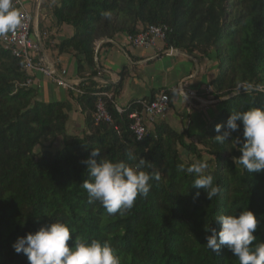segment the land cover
Masks as SVG:
<instances>
[{
  "label": "trees",
  "instance_id": "obj_1",
  "mask_svg": "<svg viewBox=\"0 0 264 264\" xmlns=\"http://www.w3.org/2000/svg\"><path fill=\"white\" fill-rule=\"evenodd\" d=\"M53 17L57 26L73 29L58 43V52L72 53L77 75L89 77L78 85L82 93L69 90L85 115L84 129L82 135L67 133L66 102L36 99V88L25 85L23 61L0 43V264H29L24 253L15 252L14 242L55 220L75 229L73 239L109 242L121 264H239L226 247L219 253L207 248L211 231L205 227L218 234L216 216L238 215L248 208L260 221L254 243L264 241V170L250 174L234 161L242 154L234 143L236 137L243 142L242 122L223 143L214 139L228 131L226 122L233 111L264 107V0H59ZM148 25L167 26L166 47L214 61L208 96L220 99V108L198 142L164 118L137 141L128 116L139 109V99L117 112L112 102L122 79L103 87L90 80L97 74V39L118 32L135 36ZM240 84L248 91L234 94ZM103 91L110 93V98L102 97L112 122H96L93 117ZM159 91L153 89L149 97ZM217 124L222 126L219 133ZM58 137L59 148L35 150ZM93 148L100 149L104 159L130 164V155L141 156L150 164L143 170L159 172L161 180H153L147 197L138 196L131 210L110 215L98 201L89 204L80 187L89 178L84 161ZM199 161L207 162L206 174L219 185L212 200L204 189L190 188L194 176L178 168Z\"/></svg>",
  "mask_w": 264,
  "mask_h": 264
},
{
  "label": "clouds",
  "instance_id": "obj_2",
  "mask_svg": "<svg viewBox=\"0 0 264 264\" xmlns=\"http://www.w3.org/2000/svg\"><path fill=\"white\" fill-rule=\"evenodd\" d=\"M23 13L15 6L14 0H0V36L14 32L23 22ZM248 91V86L240 84L236 93ZM241 121L243 124V142L240 137L234 143L242 153L234 158L235 164L243 166L250 174L264 170V107H251L245 111H233L228 117L223 135L214 139L218 143L227 140L231 132L238 130ZM221 125H216L219 133ZM140 138V137H138ZM99 157V162L97 161ZM132 163L124 160L104 159L101 150L93 148L89 157L84 161L87 165V175L80 187L87 192L88 203L99 202L108 214H123L133 208L138 196L147 197L153 184L159 182V172L145 171L150 167L143 157L137 159L130 155ZM180 171H186L194 176L190 188L204 189L209 200L220 192L218 184H214V177L206 174V161L193 163ZM199 195V192L196 193ZM221 228L217 234L215 228L205 227L211 231L206 237V246L213 253H219L221 247L229 249L239 264H264V241L254 243L257 236L254 234L260 221L250 209L242 210L237 214H221L215 217ZM75 229L63 220H55L48 226L18 237L13 248L16 253H24L29 264H121V259L115 249L107 241L101 242L92 239L74 236ZM73 239L70 247L68 241Z\"/></svg>",
  "mask_w": 264,
  "mask_h": 264
},
{
  "label": "crops",
  "instance_id": "obj_3",
  "mask_svg": "<svg viewBox=\"0 0 264 264\" xmlns=\"http://www.w3.org/2000/svg\"><path fill=\"white\" fill-rule=\"evenodd\" d=\"M19 1L33 15L32 38L40 41L47 61L54 62L59 68H66L70 80L88 79V76L77 75L76 58L72 53L58 52L60 40L73 32L71 26L55 24L53 9L59 5V0ZM16 7L19 9L18 5ZM164 45L158 43L156 48L134 47L129 42V35L124 32L101 37L94 43L97 74L90 80L95 87H103L114 85L122 79L121 90L113 100L120 107H125L132 100L149 97L153 89L183 84L187 93H173L171 105L162 118L178 130L186 131L190 140H199L220 108V99L213 100L208 96L212 66L206 63V70L201 67V62L210 58L200 54L198 58L196 52L187 53L174 47L172 51H166L169 47ZM32 86L36 88L38 100L66 102L69 115L66 128L70 125V133L78 134L77 111L83 122L85 115L69 90L36 70L32 74ZM188 91L194 94L188 95Z\"/></svg>",
  "mask_w": 264,
  "mask_h": 264
},
{
  "label": "built area",
  "instance_id": "obj_4",
  "mask_svg": "<svg viewBox=\"0 0 264 264\" xmlns=\"http://www.w3.org/2000/svg\"><path fill=\"white\" fill-rule=\"evenodd\" d=\"M14 3L18 5L19 10L23 13L24 20L14 32L6 36H0V43L13 56L23 61V69L28 75L25 85H32V74L36 70L64 89L71 90L74 94L82 93L78 85L83 79L70 80L66 68H59L54 62L49 63L47 61L40 41L32 38L33 15L21 5L19 0H14ZM167 30L165 25H148L135 36H129V42L134 47L156 48L158 43L165 44ZM168 49L166 51H172L173 47ZM167 89L168 91L161 89L153 97L139 99V109L132 110L129 113V129L137 141H141L147 134L149 127L167 112L170 100L168 92L172 94L187 93L183 84ZM98 94L99 97L95 102L93 117L96 122H112V116L107 109L105 99L102 97L110 98V93L103 91ZM193 94V92L188 91V95ZM112 104L117 112H122L123 107L117 106L114 102Z\"/></svg>",
  "mask_w": 264,
  "mask_h": 264
},
{
  "label": "rangeland",
  "instance_id": "obj_5",
  "mask_svg": "<svg viewBox=\"0 0 264 264\" xmlns=\"http://www.w3.org/2000/svg\"><path fill=\"white\" fill-rule=\"evenodd\" d=\"M39 29H40V28H39ZM41 29H42V28H41ZM41 29H40V30H41ZM198 54H199V53H197L196 55H197V57L199 58ZM201 60H202V59H201ZM206 63H207V66H208V64H211V66L213 67L214 61H212L211 58H210L209 60L207 59V61H206V60H203V61L201 62V67H202L203 70H206ZM208 89H209L208 93L211 92V91L213 90L212 87H209ZM67 111H68V109H67ZM77 117H78V126H76L77 133H78L79 135H82V131H83V129H84V122H83V120H82L81 115L79 114V111H77ZM66 131H67V133H70V125H68ZM195 142H198V140H196ZM43 146L51 147L53 150H55L56 148H59V147L61 146L60 138L58 137V138H56V139H52V140H48V141H44V143L41 144V145H39V146H37L35 150L38 151V150H39L40 148H42ZM180 152H181V154H182V156H183L184 158L187 157V153H186V151L180 149Z\"/></svg>",
  "mask_w": 264,
  "mask_h": 264
}]
</instances>
